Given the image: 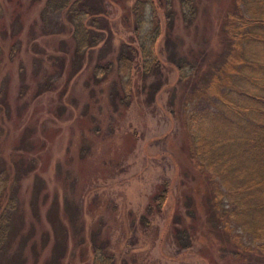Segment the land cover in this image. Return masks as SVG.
<instances>
[{"label": "rangeland", "instance_id": "374dc122", "mask_svg": "<svg viewBox=\"0 0 264 264\" xmlns=\"http://www.w3.org/2000/svg\"><path fill=\"white\" fill-rule=\"evenodd\" d=\"M46 1L0 0V264H93L96 243L114 264H264L189 117L230 71L243 0H82L78 52L76 19ZM125 43L138 57L123 90Z\"/></svg>", "mask_w": 264, "mask_h": 264}, {"label": "trees", "instance_id": "16d2710c", "mask_svg": "<svg viewBox=\"0 0 264 264\" xmlns=\"http://www.w3.org/2000/svg\"><path fill=\"white\" fill-rule=\"evenodd\" d=\"M81 2L47 0L45 4V12L67 9L76 19L77 52L85 48L89 34L83 19L77 23L87 16L81 9ZM186 16L193 17L194 10ZM230 19H233L228 26L230 39L240 47L234 46L229 55L230 71L214 79L216 89L209 91L213 95L211 107L190 113L191 133L198 160L220 181L226 192L229 205L225 212L231 216V222L264 252V0H243L241 10L233 12ZM136 21L137 31L141 23L137 17ZM124 45L118 60L123 90L127 84L122 76L133 70L138 57L134 45ZM155 57L143 62L146 72L151 65L159 67ZM106 67L110 68L108 64ZM95 68V72L105 69L100 65ZM126 97L125 93L123 99ZM11 209L15 212L14 207ZM12 215L6 208L0 213V254L6 253L11 244ZM104 247V244H94L93 264H114L113 256Z\"/></svg>", "mask_w": 264, "mask_h": 264}]
</instances>
